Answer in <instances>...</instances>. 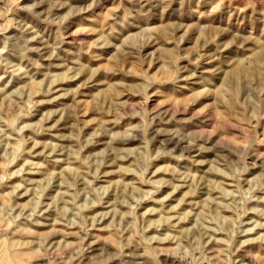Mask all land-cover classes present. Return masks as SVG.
I'll return each mask as SVG.
<instances>
[{"label":"rangeland","instance_id":"374dc122","mask_svg":"<svg viewBox=\"0 0 264 264\" xmlns=\"http://www.w3.org/2000/svg\"><path fill=\"white\" fill-rule=\"evenodd\" d=\"M0 197L25 264H264V0H0Z\"/></svg>","mask_w":264,"mask_h":264},{"label":"bare ground","instance_id":"6f19581e","mask_svg":"<svg viewBox=\"0 0 264 264\" xmlns=\"http://www.w3.org/2000/svg\"><path fill=\"white\" fill-rule=\"evenodd\" d=\"M131 139H129V138L125 139L124 138L122 140L116 141V143L127 142V141H130ZM1 163H2V161H1ZM1 165H3V163ZM2 199H3V197H2ZM3 200L5 201L6 199L4 198ZM6 201H8V200H6ZM0 222H1V220H0ZM26 244L25 243L22 244V243H19L18 241H14V240H11V242H8L7 245H5L4 248H2L0 250V264H25L23 262L25 260V258H30L31 261L41 260L42 254L38 250H34L32 248H28V250H26L25 249Z\"/></svg>","mask_w":264,"mask_h":264}]
</instances>
